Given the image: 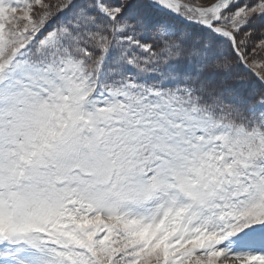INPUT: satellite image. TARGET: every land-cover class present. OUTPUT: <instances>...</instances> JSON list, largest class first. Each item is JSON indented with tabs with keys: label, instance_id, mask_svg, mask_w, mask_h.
<instances>
[{
	"label": "snow or ice",
	"instance_id": "obj_1",
	"mask_svg": "<svg viewBox=\"0 0 264 264\" xmlns=\"http://www.w3.org/2000/svg\"><path fill=\"white\" fill-rule=\"evenodd\" d=\"M0 264H264V0H0Z\"/></svg>",
	"mask_w": 264,
	"mask_h": 264
},
{
	"label": "rangeland",
	"instance_id": "obj_2",
	"mask_svg": "<svg viewBox=\"0 0 264 264\" xmlns=\"http://www.w3.org/2000/svg\"><path fill=\"white\" fill-rule=\"evenodd\" d=\"M191 2H198L200 4H206L208 0H191Z\"/></svg>",
	"mask_w": 264,
	"mask_h": 264
}]
</instances>
